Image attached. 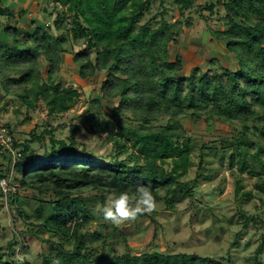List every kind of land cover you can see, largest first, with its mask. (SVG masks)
Instances as JSON below:
<instances>
[{
  "label": "trees",
  "instance_id": "1",
  "mask_svg": "<svg viewBox=\"0 0 264 264\" xmlns=\"http://www.w3.org/2000/svg\"><path fill=\"white\" fill-rule=\"evenodd\" d=\"M2 1L0 17L12 20L13 12ZM156 1L53 0L54 10L47 13L54 16L52 27L32 21L26 30L15 21L0 31V108L11 97L28 110L42 102L48 117L76 109L79 92L56 79L63 57L70 54L80 80H100V96L90 101L81 120L104 133L117 151V157L109 160L79 156L74 140H56L54 128L44 129L40 135L32 131L30 139L19 144L9 126L0 122L12 139L11 150L0 144V157L10 166L0 174V182L10 185L16 181L18 187L37 197V207L28 214L20 194L9 191L6 198L16 206L17 216L29 221L25 234L35 237L45 231L58 239L43 240L48 252L41 264H224L190 253L128 251L118 255L107 244L109 238L81 232L91 222L86 206L89 199L82 197L87 191L99 193L98 199L105 204L112 192L132 195L137 186L144 185L157 200L163 193L171 210L178 197L193 199L197 179H186L193 149L183 125L186 119L233 127L232 134L218 139L219 147L214 150L228 156L229 166H235L240 175L256 179L264 210V0H216L201 5L196 0H169L179 13L173 22L167 20L166 0H158L161 10L157 16L151 14ZM217 8L224 15L214 20ZM192 11L233 58V69L210 59V70L191 67L184 74L187 63L178 48L184 28H190L194 20L185 13ZM146 16L151 17L142 22ZM219 24L222 30H216ZM104 105L110 109L107 114ZM101 113L106 115L103 120ZM44 136L49 137L50 148L36 154L31 144ZM121 155L126 158L119 159ZM198 167L201 170L202 161ZM197 177L209 179L201 173ZM242 189L238 178L235 194ZM245 195L252 196L250 192ZM249 222L262 224L256 251L260 254L264 252V218L260 222L246 218L243 227ZM88 238L100 243L99 248L90 247ZM17 243L15 238L7 244L9 254L0 255V264H25L14 254Z\"/></svg>",
  "mask_w": 264,
  "mask_h": 264
},
{
  "label": "rangeland",
  "instance_id": "2",
  "mask_svg": "<svg viewBox=\"0 0 264 264\" xmlns=\"http://www.w3.org/2000/svg\"><path fill=\"white\" fill-rule=\"evenodd\" d=\"M203 1L216 2V0H196V3L201 5ZM52 3L53 0H12L10 5L6 3L11 6L14 16L9 21L5 17H0V31L7 23L15 21L20 28L26 30H30L32 21L41 27L47 25L52 27L54 16L47 15L54 10ZM165 8L168 11L169 22L179 17L178 11L169 0H166ZM44 10L46 13H43ZM160 10L157 0L152 5L151 14L157 16ZM24 11L27 14L20 16ZM216 11L217 14L213 19L219 20L224 12L219 8ZM203 15L207 16L208 13L204 12ZM186 16H192L194 20L190 28H184L179 41L178 49L183 55L184 63H187L183 68L184 74L187 75L191 67H199L203 71L210 70V59H215L222 67L233 69V58L224 46L215 40L212 30L207 28L204 20L193 11L185 13ZM150 17H144L142 22L149 20ZM215 28L222 30L221 24ZM73 50L76 51L77 48L73 47ZM174 57L175 53L172 52L171 60ZM43 76L45 77V73ZM56 79L65 86H74L79 92L80 98L76 109L64 115L48 117L42 102L38 103L35 110H28L16 99L7 97L3 102L4 106L0 108L1 124L9 126L14 140L19 144L29 140L32 131L40 135L44 129L54 128L53 136L56 140L66 142L74 140L75 150L79 156L103 158L100 160L116 158L117 151L113 143L105 138L106 135L97 132L81 120L90 101L100 96V80H80L72 65L70 54L63 57V66ZM103 108L105 114L110 112L107 105ZM92 113L96 116L94 111ZM103 113L99 117L102 120L106 117ZM183 125L193 146L192 165L186 178L189 181L197 179L193 199L178 197L174 209L171 210L164 202L163 193H160L155 211L140 214L135 220L117 225L104 220L99 212L104 205L98 199L99 193L87 191L82 197L89 199L86 206L91 222L84 225L81 232L88 236L97 232L104 239L109 238L107 244L111 245L114 253L118 255L128 251L134 254L159 251L196 254L220 260L224 264H264V252L256 254L260 235L263 233L262 224L258 223L255 226L249 222L246 227L242 224L246 218L254 217L257 222L264 218L263 197L257 192L256 179L246 174L240 175L235 166H229L228 156L219 155L214 150L219 147L218 139L232 134L233 127L218 121L207 125L202 121L193 122L189 119L184 120ZM48 141L49 137L44 136L41 142L32 143L31 148L36 154H42L44 150L50 148ZM202 145L209 149L201 150ZM200 156H203L202 160ZM125 158V155H121L119 159ZM200 161H202L201 170L198 167ZM9 167L7 160L0 157V174L5 173ZM203 168L206 170H202ZM200 173L209 176V179L198 178L197 175ZM19 177L16 176L17 179ZM238 178L243 189L235 194ZM17 184L16 181L10 185L4 181L0 182V255L8 252L7 244L16 238L18 243L13 249L17 261L25 264H41L43 254L48 252L43 240L57 242L58 239L45 231H41L35 237L25 234L29 229V221L24 222L17 216L16 206L9 202L6 194L9 191L20 194L23 200L22 207L28 214L36 209L37 197L18 187ZM247 192L252 194L250 198L245 195ZM108 199L110 198L106 201ZM30 222L35 223L33 219ZM239 232L240 235L237 236ZM87 240L90 247L99 248L100 243L92 242L90 238Z\"/></svg>",
  "mask_w": 264,
  "mask_h": 264
},
{
  "label": "clouds",
  "instance_id": "3",
  "mask_svg": "<svg viewBox=\"0 0 264 264\" xmlns=\"http://www.w3.org/2000/svg\"><path fill=\"white\" fill-rule=\"evenodd\" d=\"M158 203L149 187L139 185L132 195L128 191L112 192L111 198L105 202L99 212L104 220L118 225L135 220L140 214L155 211Z\"/></svg>",
  "mask_w": 264,
  "mask_h": 264
},
{
  "label": "built area",
  "instance_id": "4",
  "mask_svg": "<svg viewBox=\"0 0 264 264\" xmlns=\"http://www.w3.org/2000/svg\"><path fill=\"white\" fill-rule=\"evenodd\" d=\"M0 144L4 146V149H12V139L8 136L7 130L0 124Z\"/></svg>",
  "mask_w": 264,
  "mask_h": 264
},
{
  "label": "crops",
  "instance_id": "5",
  "mask_svg": "<svg viewBox=\"0 0 264 264\" xmlns=\"http://www.w3.org/2000/svg\"><path fill=\"white\" fill-rule=\"evenodd\" d=\"M203 2H204V1H203ZM2 3H3V6H4V7H8V8H10L11 6H8V5H10V3H12V0H3ZM6 3H8V5H6ZM10 9H11V8H10Z\"/></svg>",
  "mask_w": 264,
  "mask_h": 264
}]
</instances>
